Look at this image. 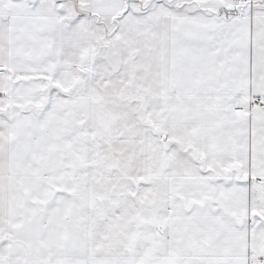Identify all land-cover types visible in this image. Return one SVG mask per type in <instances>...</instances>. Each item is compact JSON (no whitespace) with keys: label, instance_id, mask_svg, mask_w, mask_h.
Segmentation results:
<instances>
[{"label":"snow or ice","instance_id":"snow-or-ice-1","mask_svg":"<svg viewBox=\"0 0 264 264\" xmlns=\"http://www.w3.org/2000/svg\"><path fill=\"white\" fill-rule=\"evenodd\" d=\"M0 264H264V0H0Z\"/></svg>","mask_w":264,"mask_h":264}]
</instances>
